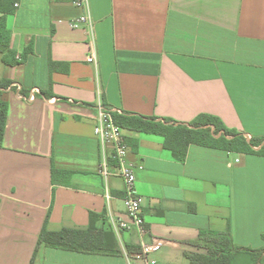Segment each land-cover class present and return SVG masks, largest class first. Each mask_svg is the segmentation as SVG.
Returning a JSON list of instances; mask_svg holds the SVG:
<instances>
[{
	"label": "crops",
	"instance_id": "1",
	"mask_svg": "<svg viewBox=\"0 0 264 264\" xmlns=\"http://www.w3.org/2000/svg\"><path fill=\"white\" fill-rule=\"evenodd\" d=\"M90 1L97 64L87 61L86 31L69 24L81 12L71 0H17L12 13L0 11L12 60H20L5 64L0 53V79L14 85L2 94L0 264H128L124 250H140L137 228L119 226L130 218L115 162L109 177L100 172V103L187 124L210 114L248 139H264V0ZM124 136L143 240H168L158 264H191L188 254L201 251L195 242L207 230L231 228L237 245H263L264 155L192 144L180 161L161 135L124 129ZM54 167L69 172L60 184ZM92 212L107 214L120 252L38 246L48 216L58 231L88 226Z\"/></svg>",
	"mask_w": 264,
	"mask_h": 264
},
{
	"label": "trees",
	"instance_id": "2",
	"mask_svg": "<svg viewBox=\"0 0 264 264\" xmlns=\"http://www.w3.org/2000/svg\"><path fill=\"white\" fill-rule=\"evenodd\" d=\"M17 0H0V11L5 15L15 10ZM11 33L6 26V17H0V53L5 64H18L20 60H12L14 51L10 48ZM15 57V56H14ZM14 85L8 79H0V147L3 146L8 104L2 98L7 89ZM116 122L124 129L158 134L164 137V149L172 158L184 161L192 144L223 148L235 152L258 153L264 155V139L251 137L248 139L236 130L228 128L217 116L201 114L191 123L177 122L172 119L158 120L137 115L114 112ZM259 147L258 149H256ZM67 171L52 168L54 184L62 183V176ZM64 180V178H63ZM1 202V200H0ZM47 217L40 232L38 246L62 248L85 253L114 254L121 251L120 242L111 224L107 225L108 217L91 213L90 224L86 227H64L54 231L48 228ZM103 222V224H102ZM263 245L258 248L239 246L235 243L231 228L225 231L207 230L200 233L195 242L201 251L188 254L191 264H235L239 254L248 255L247 264H264V233Z\"/></svg>",
	"mask_w": 264,
	"mask_h": 264
},
{
	"label": "built area",
	"instance_id": "3",
	"mask_svg": "<svg viewBox=\"0 0 264 264\" xmlns=\"http://www.w3.org/2000/svg\"><path fill=\"white\" fill-rule=\"evenodd\" d=\"M71 2L81 12L75 18L69 20V24L72 28L84 29L86 31L90 45L87 61L97 64L95 21L92 14L91 1L71 0ZM19 5L20 2L15 3L16 7ZM34 95L35 93L30 98L33 99ZM94 133L103 144V159L100 165V172L106 178L113 174L109 164L110 159H112L116 164L115 174L119 175L125 182L126 195L124 201L130 222L120 220L119 226L121 228H128L134 225L142 238L139 251L130 253L124 250L123 254L128 264H134L135 260L142 262V264H158L155 254L166 245L168 240L161 237H154L150 242L143 240V236L147 233V228L141 215L142 198L137 194L136 190V165L128 157L129 148L124 136V128L116 122L114 110L104 106L102 103L97 106ZM108 146L111 147L110 155L106 151Z\"/></svg>",
	"mask_w": 264,
	"mask_h": 264
},
{
	"label": "rangeland",
	"instance_id": "4",
	"mask_svg": "<svg viewBox=\"0 0 264 264\" xmlns=\"http://www.w3.org/2000/svg\"><path fill=\"white\" fill-rule=\"evenodd\" d=\"M248 260H249L248 255L236 256L235 264H247Z\"/></svg>",
	"mask_w": 264,
	"mask_h": 264
}]
</instances>
